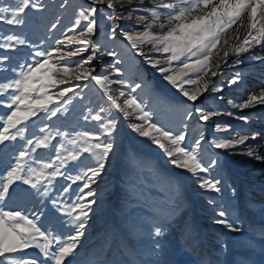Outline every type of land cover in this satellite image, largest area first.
Masks as SVG:
<instances>
[{"label":"rangeland","instance_id":"374dc122","mask_svg":"<svg viewBox=\"0 0 264 264\" xmlns=\"http://www.w3.org/2000/svg\"><path fill=\"white\" fill-rule=\"evenodd\" d=\"M14 2L15 0H0V9L13 5ZM40 3L44 5L43 9L26 10L23 17L25 22L22 25H9L0 21V36L14 34L26 41L25 44H17L11 49L0 48V57H8L7 60H0V83L18 78L17 72L20 71L21 65L34 66L36 62H41L43 57L36 56L37 52L47 53L56 48L64 52L87 48L88 51L80 56L65 57L60 61L61 65L70 68H75L92 54L93 49L87 45L57 44V41L63 40L66 35L76 36L87 27V21H82L76 29H73L72 25L79 17L80 10L91 6L90 0H40ZM62 3L65 5L63 8L60 7ZM105 13H111L106 5L96 17L98 28L93 38L98 46L96 57L84 67L94 68V74L108 75L112 81L125 82L111 85L117 94L119 91L125 93V96L119 97L118 103L123 105L129 95H134L144 110L150 113V123L156 124L164 131H170L173 135L183 133L185 139L181 141V146L188 150L196 148L198 158L208 169L206 172H200L199 177L218 181L220 191L201 187L197 176L173 165L171 158L158 145L152 143L150 137L141 136L132 129V124L143 123L137 119L138 113L126 118L123 112L112 106L99 85L88 79L72 80L51 90L54 93L63 87L74 89L62 98L61 102L50 106L61 107L62 110L57 116L50 117L48 114L39 113L27 122L24 139L18 137L15 141H6L0 145V173H6L11 164L15 163V156L25 149L27 139L44 134L41 129L45 124L49 125L45 132H59L64 136H54L49 148L38 149L33 153L29 161L30 167H38L39 162L52 161L57 155V147L61 144L64 149L60 155L67 157L68 152L77 150L70 143L76 133L99 132L101 123L106 119H113L117 122L112 137L114 148L106 161L104 171L92 186L95 195L87 197L88 189H84L86 180L75 183L72 180L88 168L96 166L89 153H82L77 160L67 161L61 167L64 175L55 177L50 185L42 184L39 188H32L31 185L17 181L9 196L0 204L6 211H21L22 214L28 215L29 219L36 217V224L41 231L59 240L74 236L79 223H84L77 247L94 245L95 250L84 253L85 247H76L64 264H264V182H258L257 175L247 179L246 183L236 179V173L231 170L230 165L238 156L237 152H226L224 155L223 149L214 146L215 142L231 139L225 134V127H235L234 129L238 130L237 125L240 124L236 121L242 118L237 117V112L233 110L232 116L220 115L210 121H203L200 119V113L196 111L203 109L219 112L227 101L243 103L250 92L264 88V74L262 78L258 74L252 76L251 84L245 86L244 90L231 88L230 92L223 95L222 100L205 92L197 101H190L164 79L165 73L148 63L149 60L163 61L167 54L150 51L151 46L145 45V56H140L121 35L122 31L138 30L137 21H113L109 20ZM0 14L10 18L8 12ZM124 15H128L127 10ZM135 15L146 13L139 11ZM58 18L57 28L52 29L51 25L57 23ZM112 23L118 25L114 37L110 32ZM107 52H115L116 56H108ZM50 59L55 62L56 55ZM236 65L237 69L229 70L227 78L219 76L216 83L219 84L221 80V83L228 84L227 81L236 73L243 74V69L240 68L242 64ZM113 66L121 70L120 74L111 73ZM180 66L181 61H173L171 65L162 63L159 67L171 71ZM14 69L16 71H13ZM245 76L247 75L243 77ZM189 78L195 81L199 77L192 74ZM137 85L140 87L137 88ZM195 86L194 83L184 85L185 90ZM224 88L227 89L228 86ZM12 94V90L0 94V115L6 116L10 111L5 105ZM65 99L67 104H63ZM257 105L255 108L252 106L241 109L244 111L241 117L252 116L264 124V105ZM101 108L104 109L103 112H100ZM97 113L102 120L91 119V116ZM229 118L234 120L228 122ZM217 125L221 126L220 129H217ZM103 139L107 142V138ZM197 140L200 141L199 146L196 145ZM56 167H60L58 162ZM53 170L48 169L49 172ZM46 187L48 191L45 194ZM65 188L68 189L67 192L64 191ZM81 194L85 196L84 202L88 199L95 202L91 205L86 219L73 222L78 210L71 216L67 212L75 203L80 202ZM251 196L258 200L248 203V198L253 199ZM244 209L251 210L256 216L255 222L250 220V215ZM220 212H224L225 216L220 217ZM195 214L202 215L197 216L200 217L198 224L201 225L206 219L214 225L213 231H210L209 242L212 248L207 258L200 257L199 252L188 242L191 234L200 232L203 235L198 224H194ZM221 218L227 219L240 231H231L225 225L216 223ZM157 227L161 229L160 236L155 235ZM209 234L205 236V240ZM126 238L130 241L131 252L125 243ZM55 248L54 243L52 250ZM24 253L22 258L36 259L37 264H54L53 260L44 257L35 247L24 250ZM0 264L9 262L0 258Z\"/></svg>","mask_w":264,"mask_h":264},{"label":"snow or ice","instance_id":"6c2138e0","mask_svg":"<svg viewBox=\"0 0 264 264\" xmlns=\"http://www.w3.org/2000/svg\"><path fill=\"white\" fill-rule=\"evenodd\" d=\"M91 6L79 11V17L72 25L76 29L82 21H87V27L80 31L76 36L66 35L63 40L57 41V44L79 43L87 45L93 49L92 54L82 60L75 68L61 65L60 61L65 57L80 56L88 51L87 48L81 47L74 51L64 52L60 48L53 49L47 53L37 52L36 56L43 57L41 62L35 65H21L20 71L17 72L16 79L7 83H0V94H5L12 90L8 103L5 105L10 111L7 115H0V145L6 141H15L18 137L25 138V129L27 122L39 113L48 114L50 117L57 116L61 107H50L61 102L68 93L74 91L73 88L63 87L59 91L51 92L58 85L66 84L72 80L81 81L91 79L103 90L104 95L112 106L123 112L126 118L138 113L137 119L142 121L140 124H132L134 131L141 136L150 137L152 143L158 145L171 158V163L178 168L185 169L200 179V185L203 188L219 192L218 181L199 177L200 172H206L208 169L203 165L197 156V149L188 150L181 146V141L185 139L183 133L173 135L170 131H164L163 128L157 127L156 124L149 122L150 113L144 110V107L137 102L134 95H129L123 105L118 103L119 97L125 96L123 91L118 94L111 87L113 83L124 84L123 80L112 81L108 75H96L94 68H85L84 65L93 61L96 57L98 48L94 41V35L98 28L96 19L98 13L103 11L106 5L111 10L107 14L109 20H128L135 19L139 24L138 30L122 31L121 35L136 49L140 56H145L144 46L150 45V51H156L167 54L163 61L149 60L148 63L153 68H158L165 73L164 79L174 85L190 101H197L202 93L214 90L212 77H216L226 66L230 55L237 57L235 63L240 64L241 54L250 53L256 46L264 49V0H90ZM145 4L150 5L144 7ZM135 5V7H134ZM65 5H60L63 8ZM99 6V7H98ZM44 5L40 0H15L13 5L0 9V13L8 12L6 17L0 14V21H5L9 25H22L24 14L28 9H43ZM127 10L128 15H124ZM143 11L146 15H135ZM246 18V22H245ZM239 22V27L231 36L229 31ZM57 23L51 25L52 29L57 28ZM247 33L243 40L239 38V30L245 28ZM118 29L116 23H112L110 32L114 37ZM221 36L225 39L222 41ZM236 39L239 43L233 44L231 41ZM26 41L18 35L10 34L0 36V48L11 49L17 44H25ZM58 54V55H57ZM108 56H116L115 52H107ZM56 55L53 62L50 58ZM103 55V54H101ZM254 56V54H253ZM184 58V60H182ZM261 59L262 57H255ZM8 57H0V60H7ZM187 60L188 62H185ZM173 61H181V66L169 71L164 67H159L162 63L172 64ZM13 71H16L15 69ZM118 67H112L111 73L120 74ZM110 73V74H111ZM197 74L198 79L193 81L189 77ZM242 73H236L227 81L229 85L236 84L241 78ZM196 84L192 91L185 90V84ZM137 88L140 85L136 86ZM135 92V89H133ZM68 101L63 100V104ZM232 103V101H229ZM257 104L264 105V88H261L258 94H252L246 101L237 105L240 109H246ZM131 109V111H129ZM66 110V109H64ZM104 109L101 108L100 112ZM200 113V119L208 121L218 115L213 111H204L197 109ZM191 115V113H189ZM87 119V116L85 117ZM92 120L100 121L102 117L99 113L91 116ZM243 119H247L243 117ZM117 127V122L113 119H106L100 124V131H81L75 134L70 140L76 151L68 152L67 157H62L60 152L64 149L61 144L57 147V155L52 161L39 162L38 167H30L29 161L32 154L38 149H47L52 143L54 136H64L63 133L45 132L49 128L48 124L44 125L41 136H34L27 139L26 147L15 156V163L11 164L6 173H0V202H3L9 196L13 185L17 181L31 185L32 188H39L42 184L50 185L52 180L57 176H63L61 171L67 161H75L80 158L82 153H89L94 158L95 167H90L81 175L72 178L73 183L80 180H86L84 189H88L87 197L95 195V189L92 187L96 184L97 179L106 167L114 143L112 137ZM220 129V125L216 126ZM258 134L254 133L251 137L256 140ZM107 138V142L105 139ZM250 137L239 136L236 139L221 140L215 142V147L219 149H232L235 145H243ZM200 141H196L199 146ZM246 155L254 157L257 160H264V156L258 154L255 147H248ZM57 162L60 167H56ZM215 164V161H213ZM48 169H54L49 172ZM48 189L45 188V194ZM68 191L67 188L64 189ZM83 192V190H81ZM78 203H75L71 210L67 212L74 216L73 222H79L87 218L91 205L95 202L93 199L85 201V196H79ZM220 217L225 213L220 212ZM36 217L29 219L28 215L22 214L21 211H6L0 204V258L8 260L9 264H37L36 259L22 258L24 250L31 247L39 249L44 257L50 258L54 264H64L67 257L73 254L77 247V242L82 235L84 223H79L76 234L66 240L53 238L51 234H46L36 224ZM218 224L225 225L231 231H240L239 228L229 223L227 219L221 218L216 221ZM155 235H162L161 229H155ZM55 243L56 248L53 251L52 245ZM14 254V255H13Z\"/></svg>","mask_w":264,"mask_h":264},{"label":"bare ground","instance_id":"6f19581e","mask_svg":"<svg viewBox=\"0 0 264 264\" xmlns=\"http://www.w3.org/2000/svg\"><path fill=\"white\" fill-rule=\"evenodd\" d=\"M245 22H246V18H245ZM238 27H239V22L237 25L233 26V28L229 31L228 35L231 36L233 33H235L237 31ZM246 33H247L246 27L239 30L240 40H243ZM224 39H225V37L221 36V40L223 41ZM231 42L233 44L239 43V41L236 39H233ZM253 54L255 57H262V58L256 59V58H254ZM236 59H237L236 56L230 55L228 58L227 65L222 66L221 71L219 72V74L216 77H212L214 90L212 88H210V90L206 91V92L210 93L209 96H214L218 100H222L223 95L226 94L227 92H230L231 88L232 89L235 88V90L246 89L245 86H248L251 84L250 81L252 79V76H256L258 74L261 76V78L263 77L262 74H264V49H262L261 46H256L251 50V54L250 53H244V54H241V56L239 57V59L242 61V63H241L242 65L240 68L243 69V75H242V78L236 84L229 85V84L221 83V80H219V84L216 83V80H218L219 76L223 75L225 78H227V76H229L228 74L230 71L237 69L238 65L235 64ZM244 75H247V76L243 77ZM224 86H226V87L228 86V88L225 89ZM194 88H190V90H187V91H192ZM260 90L252 91V92H250V94L247 97H245V96L244 97L248 99V97L250 95L258 94ZM203 95L204 94L202 93L201 96H203ZM228 102L229 101L225 102L223 104L224 108L222 110H220L219 112H216V113H218V115L212 117L210 120H212L213 118L218 117L220 115H224V117L225 116H232L233 110H235V112H237L236 116L239 118H242L244 123L242 120L238 119V121H236L237 124H240V125H237L238 130L234 129L235 127L228 128L229 127L228 126V127H225L226 129H224L225 134L229 135V137L231 139H236L239 136H248V137H250V139L248 141H246L245 144H243V145H235L232 149H223V153L225 155L226 152H228L229 154L237 152L238 156L235 158V161H232L233 164L230 165L231 170L234 171V173H236V175H235L236 179H238L239 181H241L243 183H246L247 179H251L254 177V175L255 176L257 175V181L258 182H264V160H257L254 157H250V156L246 155L248 147H255L258 151V154L261 156H264V124L262 122H259L260 120H257L255 118H253L252 116L246 117L247 119H243V117H241V116H243L244 111H242L239 107H237V105H239L241 103L239 102V103L235 104L234 102H232V103H228ZM257 106L258 105H254L253 108H255ZM229 119L230 120L228 122H231L232 120H234L232 118H229ZM210 120H208V121H210ZM236 120H237V118H236ZM254 133L258 134L256 140L251 139V137ZM237 169L239 170L238 172H237ZM251 197L253 199L248 198V201H249L248 203H251L252 201L258 200V198L254 199L253 196H251ZM259 203H260V201H259ZM244 211L248 215H250V217H249L250 220L255 222L254 218L256 216L252 214L251 210L250 209H244ZM197 216L201 217L202 215L199 214V215H196L194 217V219H196V221H197V222L195 221V223H194L195 225L198 224V221L200 220V217L197 218ZM205 222H207L206 219L203 220V223H201V225L200 224L197 225L199 228V231H203V235L200 232L196 233V234L195 233L191 234L188 238V242L192 246H194V250L196 249V251L199 252L200 257L202 256V257L207 258L208 257L207 254L210 251V249L212 248V247L210 248L209 242L211 239V232L210 231L211 230L213 231L214 225H212L210 222H207V223H205ZM202 226H205V227H202ZM215 228H217V226H215ZM208 234H209V236L206 237V240H205V236H207ZM125 243L128 245V250H130L131 245H130V241L127 240V238H126ZM84 247L85 246H82L79 248L83 249ZM93 247H94V245L93 246H91V245L86 246L85 250H83L84 253H86L88 250L94 251L95 249H93ZM79 248L77 247V249H79ZM131 250H130V252H131ZM110 251H113V250L110 249Z\"/></svg>","mask_w":264,"mask_h":264}]
</instances>
